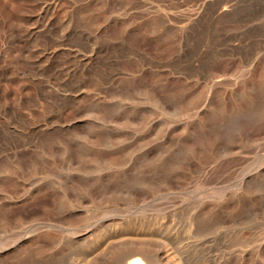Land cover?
Segmentation results:
<instances>
[{
	"label": "rangeland",
	"instance_id": "374dc122",
	"mask_svg": "<svg viewBox=\"0 0 264 264\" xmlns=\"http://www.w3.org/2000/svg\"><path fill=\"white\" fill-rule=\"evenodd\" d=\"M134 223L264 264V0H0V264Z\"/></svg>",
	"mask_w": 264,
	"mask_h": 264
},
{
	"label": "bare ground",
	"instance_id": "6f19581e",
	"mask_svg": "<svg viewBox=\"0 0 264 264\" xmlns=\"http://www.w3.org/2000/svg\"><path fill=\"white\" fill-rule=\"evenodd\" d=\"M45 264L51 263L48 261ZM70 264L180 263L175 241L152 230H146L142 223H134L125 227L121 226L118 230L113 231L109 237L98 240L97 247L86 254H82L80 258L75 259Z\"/></svg>",
	"mask_w": 264,
	"mask_h": 264
}]
</instances>
